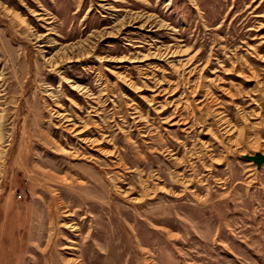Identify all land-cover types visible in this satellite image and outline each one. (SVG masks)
<instances>
[{"label":"rangeland","instance_id":"374dc122","mask_svg":"<svg viewBox=\"0 0 264 264\" xmlns=\"http://www.w3.org/2000/svg\"><path fill=\"white\" fill-rule=\"evenodd\" d=\"M263 40L264 0H0V264H264Z\"/></svg>","mask_w":264,"mask_h":264},{"label":"bare ground","instance_id":"6f19581e","mask_svg":"<svg viewBox=\"0 0 264 264\" xmlns=\"http://www.w3.org/2000/svg\"><path fill=\"white\" fill-rule=\"evenodd\" d=\"M139 18H144L142 23H140L138 25L136 24L139 27H141L144 24H146V25H148L150 27L156 26L155 28H160L163 25H165L164 23L160 22L158 19L156 20L154 18L153 14H151V13L144 15L143 13H139V12L136 13L135 12V13H132V14H130V15L127 16V20L128 21H135L134 23H139L141 21V20H138ZM111 29L110 30L104 29L102 32H100V35L101 36H105V37L106 36H109L111 34L116 33L120 28H114V30H111ZM37 36H38L39 39L44 38V40H43L44 43L42 44V46H44V48L47 47V46L54 47L52 49V51L50 52L51 55H48L47 60H49L52 65H56V66L60 62H63L65 60H67V61L78 60L79 58H82L85 54H89V52H91L92 49H94V48L97 47L96 46L97 45L96 44L97 43L96 40L95 41L88 42L87 39H85V40H81L79 42H75V43H71V44L56 45V42H55V40L53 38H51L50 36L48 38H46L47 32L38 33ZM169 51L172 52L171 54L181 53V50H176V49L171 50V49H168L167 53H166V51L165 52L164 51L163 52L157 51V52H154V53L152 52V54H153L152 56L153 57H156V55H158V54L159 55H163L164 53L168 54ZM46 52H48V49H47ZM164 56H166V55H164ZM262 61H264V58H263ZM232 65H233V67L230 70L228 69L225 72L226 74L233 73V71H232L233 69L236 70V67L234 66L235 63L232 64ZM240 74H242V73H237V76H241ZM251 80H253V78H251ZM126 81H128L129 83L132 82L130 80V78H127ZM72 87L73 88H79V89H81V86L78 85V84H76V83H72ZM195 91H196V89H195ZM156 94H158V93H156ZM235 98L236 99H239V97L237 95H234V99ZM242 99H243V97H242ZM216 114L218 115V119L221 120L220 126H221V129L224 130V132H226L227 134H232V135L236 134L235 135L236 138H238L239 136L240 137L246 136L245 135L246 134L245 133V129L246 128H244V127L241 128V127H239L240 125L238 126L236 124H233L232 121L230 120V118H227V119L223 118V115H221L222 112H216ZM84 131H85L84 129H79L77 132L78 133H82ZM86 140H89V141H92V142H96L97 141V138H87Z\"/></svg>","mask_w":264,"mask_h":264},{"label":"water","instance_id":"95a60500","mask_svg":"<svg viewBox=\"0 0 264 264\" xmlns=\"http://www.w3.org/2000/svg\"><path fill=\"white\" fill-rule=\"evenodd\" d=\"M245 157L253 159L257 163L258 167H260L264 162L263 152L257 151L255 154H245Z\"/></svg>","mask_w":264,"mask_h":264}]
</instances>
